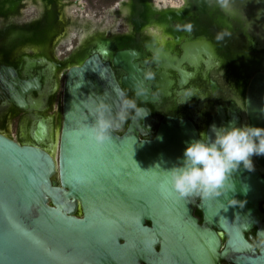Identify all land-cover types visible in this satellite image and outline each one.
<instances>
[{
  "label": "water",
  "instance_id": "1",
  "mask_svg": "<svg viewBox=\"0 0 264 264\" xmlns=\"http://www.w3.org/2000/svg\"><path fill=\"white\" fill-rule=\"evenodd\" d=\"M113 52L109 62L97 48L67 69L56 136L44 123L30 133L33 142L0 131V264H264V247L255 250L244 235L254 224L263 226L264 179L255 169L241 166L227 196L180 197L172 189L168 171L199 138L192 121L159 119L143 108L146 116L134 113L128 129L114 127L103 145L85 133L99 100L115 117L125 99L121 85L132 87L131 76L148 92L132 63L140 53ZM112 67L130 76L119 83ZM38 87L37 79H21L13 66L0 65L3 102L26 109ZM244 106L248 125L264 127V74L251 79ZM255 157L264 165V156Z\"/></svg>",
  "mask_w": 264,
  "mask_h": 264
},
{
  "label": "flooded vegetation",
  "instance_id": "2",
  "mask_svg": "<svg viewBox=\"0 0 264 264\" xmlns=\"http://www.w3.org/2000/svg\"><path fill=\"white\" fill-rule=\"evenodd\" d=\"M34 19H38V24L42 21L45 24L42 14ZM30 23V26L10 27L1 33L0 65L13 66L21 79H37L39 87L31 91L32 101L30 103L26 100V109L3 102L5 97L0 89V131L6 132L10 127L12 136H9L13 139L33 142L30 133L38 123H44L49 130L52 127L53 135L56 136V129L61 125L60 102L65 73L70 66L79 65L78 60H83L98 47L85 46L84 48L87 49L84 52V49L66 46L67 52L72 51L71 55L64 60L59 59L57 55V61L63 68L57 73L51 72L48 63H41L38 57L33 59L37 54H43L41 51L39 53L27 51L23 53L24 55L14 54L25 37L23 34L13 37L10 31L31 32L33 24ZM178 23H191L192 29L178 30L185 35L183 41L175 45L172 53L169 52L170 58L162 56L160 59L154 50L157 46L150 45L146 34L126 24L128 30L123 33H127L128 39L121 49L140 53L132 63L136 64V69L142 70L138 78L143 84L142 87L148 89V92L145 93L141 87L134 85L131 76L132 87L121 85L125 99L134 100L140 108H147L152 117L162 119L170 116L188 119L195 125L198 135L201 132H208L213 124L218 127L227 125L230 121L238 125L248 124L244 99L251 79L258 73L264 74V46H259L235 20L230 27H227L218 22L216 15L200 16L193 11L182 21H174L172 25L175 29ZM43 30L38 31V27L35 29L34 35L37 40L45 38ZM197 41L204 50L189 49L190 44ZM119 49H114L113 53ZM196 55H198L197 60H195ZM107 59L111 62L109 57ZM112 68L119 83L122 77L130 76L129 70ZM131 72L137 74L136 71L131 70ZM147 73H151V76L148 77ZM137 93L142 97L148 96V99L142 100ZM55 98L59 101L56 110L51 107ZM134 113V110L129 111L128 119L123 122L122 131L128 129ZM220 116H223L222 120H219ZM13 123L17 127L16 137L12 132ZM21 132H24L25 136L22 137ZM139 136L142 138L141 135ZM252 159L254 169L264 179V165L255 156ZM259 209L264 214V199L259 202ZM194 214L201 222L202 212L195 209ZM259 223L263 226L254 224L244 234L257 251L264 247V216ZM226 239L227 237L222 238L223 245ZM222 264L230 263L228 260H223Z\"/></svg>",
  "mask_w": 264,
  "mask_h": 264
},
{
  "label": "bare ground",
  "instance_id": "3",
  "mask_svg": "<svg viewBox=\"0 0 264 264\" xmlns=\"http://www.w3.org/2000/svg\"><path fill=\"white\" fill-rule=\"evenodd\" d=\"M22 2L42 14L46 23L43 30L45 38L42 40L35 38L34 34L35 29L38 27V19H31L33 24L31 32L10 31L12 36L23 34L25 37L14 54H25L27 51L39 53L41 51L43 54H37L33 59L38 57L41 63H48L51 72H59L63 67L57 61V55L53 53L56 54L57 45L66 42L69 35L65 23L67 9L69 6H75L78 10H82L80 0H0V16H8ZM193 11L200 16L216 15L218 22L227 27H230L233 20H235L259 46H264V0H230L227 8L222 7L219 0H188V5L180 15L171 10L167 12L155 11L152 7V0H120L111 9V13L121 15L125 20V24L129 27L132 25L137 31H143L150 45L157 46L154 49L156 53H161L167 58H170L169 54L172 53L175 45L181 43L185 36L173 27V22L176 20L182 21L190 16ZM127 39V33H113L111 37H107L103 30L87 32L79 36L81 45H97L104 57H109L114 49H121ZM195 48H197V51L204 50L199 41L190 44V50L194 51ZM60 53L57 51L58 55ZM198 55H196L195 60L198 59ZM25 57L29 58L28 56ZM5 133L11 135L10 127L6 129ZM48 135L50 138V133ZM49 148L51 153L56 155V143ZM225 237L226 235L222 234V238Z\"/></svg>",
  "mask_w": 264,
  "mask_h": 264
},
{
  "label": "clouds",
  "instance_id": "4",
  "mask_svg": "<svg viewBox=\"0 0 264 264\" xmlns=\"http://www.w3.org/2000/svg\"><path fill=\"white\" fill-rule=\"evenodd\" d=\"M219 3L227 8L230 0H219ZM187 5L188 0H152L155 11L171 10L177 15ZM175 27L183 31L192 29L191 23H178ZM130 110H134L137 117L148 114L134 100L124 99L115 117L110 118V106L101 99L96 102L94 124L90 129L85 127L84 131L97 145H103L111 139L110 130L128 119ZM253 156H264V127L238 125L231 121L219 127L213 124L208 132H201L199 138L187 144L182 163L172 167L167 175L172 189L180 197L218 198L234 191V184L229 181L241 166L247 171L254 170ZM228 203L236 205L240 202L230 199Z\"/></svg>",
  "mask_w": 264,
  "mask_h": 264
},
{
  "label": "rangeland",
  "instance_id": "5",
  "mask_svg": "<svg viewBox=\"0 0 264 264\" xmlns=\"http://www.w3.org/2000/svg\"><path fill=\"white\" fill-rule=\"evenodd\" d=\"M118 0H80L82 4V10H78L75 6H69L66 14V27L68 30V38L66 42H62L56 47L57 51L63 52L58 55L61 60L68 59L72 51L67 52L66 46L71 45L74 49H84L85 46L80 44L79 36L87 32H95L103 30L107 37H111L113 33H123L128 30L125 20L121 15L111 13V9L114 7L115 2ZM39 14L35 9H32L26 3H20L14 11L8 16H0V35L4 31H7L10 27H25L31 25V19L38 17ZM259 17V16H258ZM41 19V18H40ZM46 23L42 21L38 24L39 29L43 30ZM74 32V34H72ZM59 97V96H58ZM57 97V99H58ZM55 98L51 107L56 110L58 102ZM49 112V111H48ZM12 132L14 136H17V127L13 123Z\"/></svg>",
  "mask_w": 264,
  "mask_h": 264
}]
</instances>
